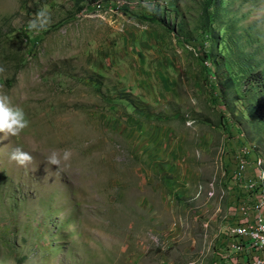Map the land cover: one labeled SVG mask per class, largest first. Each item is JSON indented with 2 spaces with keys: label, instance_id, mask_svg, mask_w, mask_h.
<instances>
[{
  "label": "rangeland",
  "instance_id": "374dc122",
  "mask_svg": "<svg viewBox=\"0 0 264 264\" xmlns=\"http://www.w3.org/2000/svg\"><path fill=\"white\" fill-rule=\"evenodd\" d=\"M255 74L264 0H0V264H216Z\"/></svg>",
  "mask_w": 264,
  "mask_h": 264
},
{
  "label": "built area",
  "instance_id": "2783aa9c",
  "mask_svg": "<svg viewBox=\"0 0 264 264\" xmlns=\"http://www.w3.org/2000/svg\"><path fill=\"white\" fill-rule=\"evenodd\" d=\"M231 153L228 187L235 201L221 229L216 264H264V158L245 140Z\"/></svg>",
  "mask_w": 264,
  "mask_h": 264
},
{
  "label": "clouds",
  "instance_id": "9594fccd",
  "mask_svg": "<svg viewBox=\"0 0 264 264\" xmlns=\"http://www.w3.org/2000/svg\"><path fill=\"white\" fill-rule=\"evenodd\" d=\"M32 27H35V23L32 24ZM28 124L29 121L25 119L23 110L19 107H13L10 98L7 95L0 94V133L16 136L28 127ZM70 158L71 151L69 149L63 150L62 154L53 150L46 157V161L47 164L56 166L57 170H61L62 164L66 167ZM9 159L17 165L25 167L32 163L33 157L17 147L13 149Z\"/></svg>",
  "mask_w": 264,
  "mask_h": 264
},
{
  "label": "trees",
  "instance_id": "16d2710c",
  "mask_svg": "<svg viewBox=\"0 0 264 264\" xmlns=\"http://www.w3.org/2000/svg\"><path fill=\"white\" fill-rule=\"evenodd\" d=\"M260 80L261 75L255 74L249 77V80H247V82L252 85H254L253 83H255L256 87H258V84H260L259 89H264V85H261ZM259 89L257 90L261 94L255 99L254 102L250 103L246 107V112L249 114V116H252L259 124L264 126V92H261Z\"/></svg>",
  "mask_w": 264,
  "mask_h": 264
},
{
  "label": "crops",
  "instance_id": "0c3cea01",
  "mask_svg": "<svg viewBox=\"0 0 264 264\" xmlns=\"http://www.w3.org/2000/svg\"><path fill=\"white\" fill-rule=\"evenodd\" d=\"M240 144L241 143H236V145H232V144L230 145V144H228L227 148H225V158L227 159V161L230 160V156H231L230 154H231V152H233L234 150H236ZM231 168L233 170V167H231ZM232 170H231V172H232ZM231 172H230V174H231ZM230 174H229V177L227 178V194L229 196V204H232L235 201L234 200L235 195H234V192L232 191V188L230 189L228 187L229 184H231L230 183Z\"/></svg>",
  "mask_w": 264,
  "mask_h": 264
}]
</instances>
